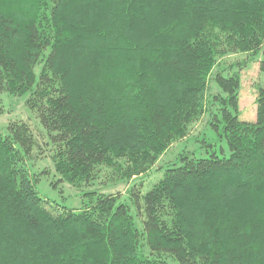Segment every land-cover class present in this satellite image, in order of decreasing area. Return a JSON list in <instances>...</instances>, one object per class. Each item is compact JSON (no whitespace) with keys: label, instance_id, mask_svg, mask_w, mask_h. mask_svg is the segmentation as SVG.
<instances>
[{"label":"trees","instance_id":"16d2710c","mask_svg":"<svg viewBox=\"0 0 264 264\" xmlns=\"http://www.w3.org/2000/svg\"><path fill=\"white\" fill-rule=\"evenodd\" d=\"M261 50L264 71V0H0V94L26 96L48 138L0 134V264H264V88L241 121L243 67L215 69ZM207 113L229 156L132 185L141 229L115 195L81 209L38 195L34 150L73 187L129 181Z\"/></svg>","mask_w":264,"mask_h":264},{"label":"rangeland","instance_id":"374dc122","mask_svg":"<svg viewBox=\"0 0 264 264\" xmlns=\"http://www.w3.org/2000/svg\"><path fill=\"white\" fill-rule=\"evenodd\" d=\"M262 57V50L253 55L236 54L219 61L215 67V69L218 66L220 69H223L231 63L232 65H242L243 68L239 70L241 84L239 90V119L248 123L256 121V95L260 88H264V71L260 69ZM235 68L238 70V66ZM38 70L39 67L36 68V73H38ZM212 89V92L215 91L213 87ZM25 100L26 96L14 97L7 93L0 94V134L7 133V127L11 123H25L28 125L35 139L40 142V136H44V140L48 141L39 120L25 106ZM210 121L211 117L209 113L205 114L199 122L192 125L188 135L183 140L174 144L159 159L158 163L147 175L129 181L115 179L111 177L110 172L107 174L106 170H102L99 177L91 186L73 187L67 183L60 182L59 177L52 171L50 160L47 158L48 153L43 158H40V155H35L36 150L33 151V156H36L34 158H38L36 161L35 159L27 161V165L33 173L39 174L40 171L42 173L39 176L38 182L35 183V188L41 198L65 208L81 209L94 203L99 195H115L118 196L117 203L128 206L137 228L141 229L142 222L138 215V209L134 202L131 201L132 196L128 193L132 185L142 181V191L146 192L162 178L163 172L157 171L159 166H163L168 162L177 163L184 156L199 159L208 158L209 153L213 151L220 157L229 156L225 141L218 139ZM207 144L211 147L206 146ZM169 264L176 263L169 260Z\"/></svg>","mask_w":264,"mask_h":264}]
</instances>
